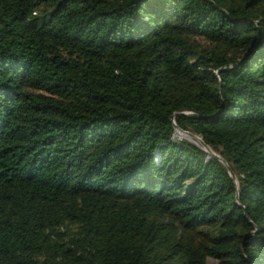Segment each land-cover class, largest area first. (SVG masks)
<instances>
[{"label": "trees", "instance_id": "trees-1", "mask_svg": "<svg viewBox=\"0 0 264 264\" xmlns=\"http://www.w3.org/2000/svg\"><path fill=\"white\" fill-rule=\"evenodd\" d=\"M210 258L264 264V0H0V264Z\"/></svg>", "mask_w": 264, "mask_h": 264}, {"label": "water", "instance_id": "water-1", "mask_svg": "<svg viewBox=\"0 0 264 264\" xmlns=\"http://www.w3.org/2000/svg\"><path fill=\"white\" fill-rule=\"evenodd\" d=\"M174 135L175 136H179V137H184L194 143H201L204 146V150L211 152L213 155L217 156L215 153H213L206 145H204V143L201 141V139L197 136L192 135L191 133L181 130L179 128H176L174 131ZM218 157V156H217ZM230 175H232V171L229 170Z\"/></svg>", "mask_w": 264, "mask_h": 264}, {"label": "rangeland", "instance_id": "rangeland-1", "mask_svg": "<svg viewBox=\"0 0 264 264\" xmlns=\"http://www.w3.org/2000/svg\"><path fill=\"white\" fill-rule=\"evenodd\" d=\"M216 261L214 259H208L207 264H215Z\"/></svg>", "mask_w": 264, "mask_h": 264}]
</instances>
